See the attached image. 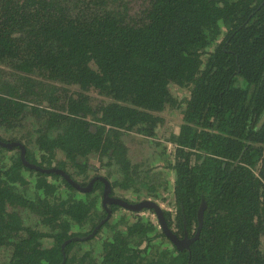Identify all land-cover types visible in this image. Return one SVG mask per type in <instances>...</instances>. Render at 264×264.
Segmentation results:
<instances>
[{"label":"trees","instance_id":"1","mask_svg":"<svg viewBox=\"0 0 264 264\" xmlns=\"http://www.w3.org/2000/svg\"><path fill=\"white\" fill-rule=\"evenodd\" d=\"M174 87L188 94L180 102ZM166 108L182 117L172 150L157 152L173 181L158 184L126 135L155 137ZM0 130L28 163L82 188L102 167L116 175L111 197L164 201L171 188L162 212L180 240L195 236L204 203L180 250L152 209L116 217L100 180L80 192L0 146L2 264H264V0H0ZM105 207L96 234L67 242ZM103 228L112 236L95 249Z\"/></svg>","mask_w":264,"mask_h":264},{"label":"rangeland","instance_id":"2","mask_svg":"<svg viewBox=\"0 0 264 264\" xmlns=\"http://www.w3.org/2000/svg\"><path fill=\"white\" fill-rule=\"evenodd\" d=\"M7 70L9 71V69ZM172 93L174 95V98H176L178 102H180L182 99H184V97L188 95L185 90L176 89L175 87L172 88ZM92 96L96 103L100 102V99L97 95L93 93ZM181 112H182V108L181 109L166 108L162 113H160V117H162L163 119V124L157 128L155 137L145 138L135 133H129L128 135H126L127 136L126 141L128 142L130 146L131 159L136 163H143L144 165L147 164L146 166L147 168L152 167L150 169L154 173L155 178L159 179L157 181L158 184H161L160 182L161 180H168L170 181V183L173 181V172H171L170 169L165 168V165L167 164V160L170 161V158L166 157L165 155L159 156L157 152H161L163 147L164 148L166 147L167 152H170L172 150V147H170V144L167 143V139L172 134H176L178 132V128L181 123V117H182ZM13 137H14L13 133L11 134V133L4 132L3 130H0L1 139L11 140ZM5 153L8 157L11 156L9 152H5ZM60 160H64L63 155L61 153H56L55 161H60ZM90 163L96 164L97 161L96 159L91 158ZM148 165H153V166H148ZM96 166L98 167L97 164ZM66 169H69V167H67ZM107 171H108L107 168L102 167V169L98 171L90 170L88 175L90 176V178L94 175H99L102 178L103 177L106 178ZM141 175H145V174H141ZM151 177H152L151 175L147 176L148 179H151ZM77 179L79 178L77 177ZM114 179H116L115 174L111 176V178H109L108 180L109 182L112 183ZM168 188L169 187H167L166 193L165 192L160 193L164 201H160L159 199L154 200L152 198H146L145 195L137 196L133 193H123V194H121L120 192L117 193V189L115 190V195L113 197L119 198V199H122L128 202H139L141 200H151V201L156 202L162 208V210H167L173 207L171 204L172 202L171 194H170L171 188H169V190ZM31 192L29 194H31ZM114 215L116 217L119 215H124L127 218V220L131 219V214L123 209H117ZM142 215L145 217L151 216L148 213H142ZM113 221L116 222L117 220L115 221L113 218ZM29 223H31L32 225L33 220H31ZM89 230H90V227L88 226L86 227L84 231H82V233H86ZM111 236H112V231H108L107 228H103L101 233L99 234L100 238L96 239L94 243L92 244V246L95 247V249L100 248L102 241L110 238ZM46 243L50 244L51 242L50 240H46ZM8 255H9L8 250L0 249V264L7 261Z\"/></svg>","mask_w":264,"mask_h":264},{"label":"water","instance_id":"3","mask_svg":"<svg viewBox=\"0 0 264 264\" xmlns=\"http://www.w3.org/2000/svg\"><path fill=\"white\" fill-rule=\"evenodd\" d=\"M0 146L5 147V148L18 147L21 151V160H22V163L24 164L25 167H27L29 169H33L35 171H40V172H43L46 174L56 173L58 175H61L72 187H74L75 189H77L80 192L90 191L92 189L93 183L96 180H100L101 182L104 183V191L102 194V196H103L102 204H104V205L105 204H114V205L120 206L122 209H124L126 211H134V212H140L143 209H148V210L152 209L154 211L155 215L157 216L158 223L160 225L161 230L165 234V236L169 239V241L172 244H174L180 250L183 248H187L198 237V232L200 230V226L202 223V214H203V209H204V203L201 204L200 209L198 211V228H197V232H196L195 236L192 239L186 238L184 240H180V239H178V237L175 234L172 233V231L166 225V222H165L164 216H163V212H162V208L156 202L151 201V200H143L139 203L130 204L125 200L111 197L110 196V191H111L110 184L105 178H102V177L93 178L89 182L87 187L82 188L76 182H74L67 173H65L62 170L55 169V168H51L48 170H42L39 167H37L36 165H32V164L28 163L24 157L25 156V148L20 143H17V142L3 143L0 140ZM105 209H106V213H107L105 219L100 221L93 228L92 232L87 237H85V238H72L71 240H69L67 242L79 241V240L80 241H86V240L90 239L92 235L96 234L99 231V229L102 227V225L106 222V220L109 219L110 211L106 207H105ZM62 248H63V246H62ZM64 260H65V255L63 254V261L61 264H63Z\"/></svg>","mask_w":264,"mask_h":264},{"label":"built area","instance_id":"4","mask_svg":"<svg viewBox=\"0 0 264 264\" xmlns=\"http://www.w3.org/2000/svg\"><path fill=\"white\" fill-rule=\"evenodd\" d=\"M167 210H168V211H171V212L173 211V210H172V207H171V208H169V209H167Z\"/></svg>","mask_w":264,"mask_h":264},{"label":"flooded vegetation","instance_id":"5","mask_svg":"<svg viewBox=\"0 0 264 264\" xmlns=\"http://www.w3.org/2000/svg\"><path fill=\"white\" fill-rule=\"evenodd\" d=\"M170 147H171V146H170ZM94 178H95V177H94ZM91 180H92V179H91ZM91 180H90V181H91ZM77 184H78V183H77ZM88 184H89V183H88ZM112 197H113V196H112ZM159 228H160V226H159Z\"/></svg>","mask_w":264,"mask_h":264}]
</instances>
